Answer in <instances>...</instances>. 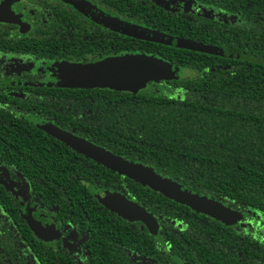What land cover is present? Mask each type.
<instances>
[{
	"label": "trees",
	"instance_id": "trees-1",
	"mask_svg": "<svg viewBox=\"0 0 264 264\" xmlns=\"http://www.w3.org/2000/svg\"><path fill=\"white\" fill-rule=\"evenodd\" d=\"M91 1L126 24L230 54L136 36L55 0L38 2L23 33L0 22V77L9 79L0 84V264H264V0H188L176 11ZM122 52L176 74L135 93L71 86L67 63ZM80 140L152 167L239 222L119 172ZM98 189L129 199L138 218L102 203ZM36 208L57 219L58 239L35 236Z\"/></svg>",
	"mask_w": 264,
	"mask_h": 264
},
{
	"label": "water",
	"instance_id": "water-1",
	"mask_svg": "<svg viewBox=\"0 0 264 264\" xmlns=\"http://www.w3.org/2000/svg\"><path fill=\"white\" fill-rule=\"evenodd\" d=\"M112 24L114 23L112 22ZM116 25H118L119 29L130 32L136 36L156 40L172 46L219 55L230 54V51L226 50L224 47L191 40L181 36L170 35L126 23L119 22L116 23ZM64 69L72 87H98L134 93L145 88L149 79L171 77L176 74V70L168 63L155 59L153 56L142 52L120 53L93 62H71L66 64ZM107 155L110 156L109 154ZM118 171L120 172L119 169ZM36 217L37 219L33 218L35 222L38 223L34 230V234L37 238L49 242L60 237L61 233L58 230V225L54 218L47 216L41 218L40 213H38Z\"/></svg>",
	"mask_w": 264,
	"mask_h": 264
},
{
	"label": "rangeland",
	"instance_id": "rangeland-1",
	"mask_svg": "<svg viewBox=\"0 0 264 264\" xmlns=\"http://www.w3.org/2000/svg\"><path fill=\"white\" fill-rule=\"evenodd\" d=\"M68 3L72 4V0H66ZM0 18L5 20H13L8 17L4 12L0 13ZM14 21V20H13ZM6 77H0V84H4L8 81ZM28 119L31 121L38 120L39 123H44L41 119H38L34 116H28ZM64 137L68 138V134H64ZM71 144H75V141L69 139ZM81 149L85 151L87 154L94 156L100 161L114 167L118 168L121 173H125L130 177H134L137 180L143 182L144 184H151L154 187L163 190L165 193H169V191L173 192L170 195L179 197L186 204L194 206L198 210L206 211L213 216L224 219L228 218L231 222H239V217L237 213H232V210L228 209L225 205H221L218 202L212 201L210 199L204 198L201 195H198L194 192H190L188 190L184 191L178 185L172 183L169 179L163 178L159 176L155 170L150 166H141L137 164H129L121 157H110L104 151L98 150L97 147L92 146L86 141L80 140ZM97 198L116 211L118 214L129 218V219H137L138 217L132 211V203L129 199L122 196L117 191H108V190H94ZM148 218L150 217L148 214L146 215ZM237 216L236 218H234Z\"/></svg>",
	"mask_w": 264,
	"mask_h": 264
},
{
	"label": "flooded vegetation",
	"instance_id": "flooded-vegetation-1",
	"mask_svg": "<svg viewBox=\"0 0 264 264\" xmlns=\"http://www.w3.org/2000/svg\"><path fill=\"white\" fill-rule=\"evenodd\" d=\"M39 1L40 0H0V13L4 12L9 18L13 17L11 19L14 20V21L5 20V19L0 18V22H6L12 26L14 25V28L11 29V32L13 34L23 33L25 30H27L31 26V22L25 19V17H27L28 14H35V13L40 12L39 9L36 8L37 7L36 5L38 4ZM50 1H54V0H50ZM55 1L61 2V4L65 5L66 7H69L75 10H80L85 14L87 18L91 20H96L108 26H114L115 28H118V25H116V23H119V22L125 23V22H122L124 20L117 17L116 15H113L112 13L107 12V11L105 12V11L100 10L99 7L96 6L94 3H92L91 0H72V4L68 3L66 0H55ZM130 1L133 2V4L136 6L137 9H147V10H148L150 2H152L153 5L155 6L166 7L173 11H176V9H180V7L182 6H189L188 0H130ZM186 10L187 9H185V11ZM112 22L114 24H112ZM122 53H131V52H122ZM118 54H115V55H118ZM107 56H113V55H107ZM107 56H104V57H107ZM99 59H96L93 61H97ZM93 61H87V62H93ZM77 62H80V61H77ZM82 63H85V62H82ZM38 213H40L41 218L45 216L54 218L56 224L58 225V230L61 233L60 226H59L57 219L53 217L51 214L44 213L41 208H36L35 211L30 215L33 221V226H34L33 233L38 225V223H36L34 219V218L37 219L36 215Z\"/></svg>",
	"mask_w": 264,
	"mask_h": 264
}]
</instances>
